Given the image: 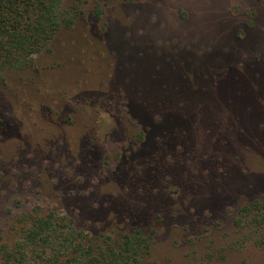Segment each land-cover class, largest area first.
<instances>
[{"label":"rangeland","instance_id":"1","mask_svg":"<svg viewBox=\"0 0 264 264\" xmlns=\"http://www.w3.org/2000/svg\"><path fill=\"white\" fill-rule=\"evenodd\" d=\"M62 7L74 25L0 73V249L52 209L103 248L141 231L140 264H264L236 226L264 194V0Z\"/></svg>","mask_w":264,"mask_h":264},{"label":"trees","instance_id":"2","mask_svg":"<svg viewBox=\"0 0 264 264\" xmlns=\"http://www.w3.org/2000/svg\"><path fill=\"white\" fill-rule=\"evenodd\" d=\"M63 0H0V73L26 71L62 29L74 25ZM236 226L244 242L264 251V194L242 205ZM18 239L0 249V264H140L149 256L150 238L141 231L125 233L118 240L106 237L97 246L88 231L76 230L71 219L50 209L22 215Z\"/></svg>","mask_w":264,"mask_h":264}]
</instances>
